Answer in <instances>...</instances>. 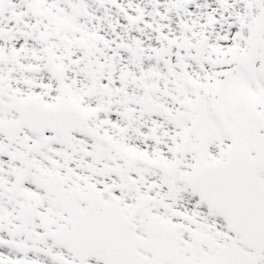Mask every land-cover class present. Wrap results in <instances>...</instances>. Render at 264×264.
Wrapping results in <instances>:
<instances>
[{
    "label": "snow or ice",
    "instance_id": "6c2138e0",
    "mask_svg": "<svg viewBox=\"0 0 264 264\" xmlns=\"http://www.w3.org/2000/svg\"><path fill=\"white\" fill-rule=\"evenodd\" d=\"M0 264H264V0H0Z\"/></svg>",
    "mask_w": 264,
    "mask_h": 264
}]
</instances>
